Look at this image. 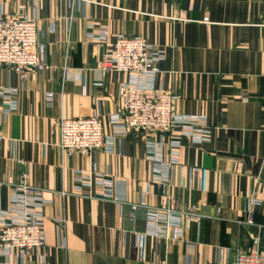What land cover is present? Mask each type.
I'll return each instance as SVG.
<instances>
[{"label": "crops", "instance_id": "1", "mask_svg": "<svg viewBox=\"0 0 264 264\" xmlns=\"http://www.w3.org/2000/svg\"><path fill=\"white\" fill-rule=\"evenodd\" d=\"M0 7L5 18L36 15L52 68L25 81L0 68V87L17 89L9 113L0 100V208L23 176L47 201V246L25 258L0 250V264H41L42 256L45 264H220V248L247 250L257 230L245 222L264 223V0H0ZM91 26L109 32L104 44L90 39ZM119 34L166 52L156 90L172 92L177 113L204 116L212 128L208 143L180 138L179 163L165 186L153 182L148 132L119 137L113 153L67 158L57 147L62 117L121 113L119 89L128 77L99 69ZM155 137L169 146L170 135ZM77 171L112 180L125 202L75 194ZM254 193L261 205L250 206ZM166 207H195L200 216L185 225L182 242L150 235L148 210Z\"/></svg>", "mask_w": 264, "mask_h": 264}, {"label": "built area", "instance_id": "2", "mask_svg": "<svg viewBox=\"0 0 264 264\" xmlns=\"http://www.w3.org/2000/svg\"><path fill=\"white\" fill-rule=\"evenodd\" d=\"M89 37L104 44L109 32H95L91 26ZM107 46L99 69L128 77L119 89L121 113L110 115L107 120L101 115L77 119L62 117L54 128V134L58 136L57 147L67 158L77 151L113 153L119 137H125L132 130L148 132L153 134L145 139L147 158L154 164L153 182L165 186L170 183L172 169L179 163L180 138L186 137L200 144L208 143L212 128L204 116L177 113V98L172 92L156 90L158 64L166 60L164 50L152 47L142 36L128 37L124 34L117 35L115 41ZM46 49V44L38 39L36 15L5 18L0 7V68H8L25 81L31 72L52 69L45 61ZM64 75L66 81L75 79L68 67H64ZM16 95L17 89L0 87V100L5 102L6 114L15 109ZM54 97L53 93L46 95L48 105L53 104ZM106 125L110 128V134L105 132ZM155 134L170 135L169 146L166 148L163 142L155 140ZM168 149L169 158L166 159ZM74 178L78 184L77 195L85 194L90 198L100 196L118 205L125 202L123 197L116 194L114 182L106 177L86 176L82 171H77ZM10 189V205L6 209L0 208V250L7 258L13 254L25 258L47 246L43 214L47 201L42 191L30 185L27 176H23ZM256 195L254 193L249 199L250 206L261 205ZM147 221L150 235L157 240L174 243L185 240V225L200 221V216L195 207L183 211H177L174 207L150 208ZM245 225L257 230L250 237L249 247L244 251L220 248V264H264V223L256 224L249 219ZM40 263L45 264L44 256Z\"/></svg>", "mask_w": 264, "mask_h": 264}]
</instances>
